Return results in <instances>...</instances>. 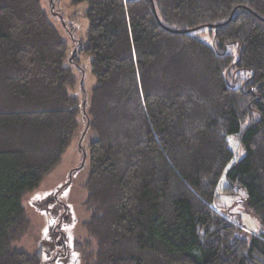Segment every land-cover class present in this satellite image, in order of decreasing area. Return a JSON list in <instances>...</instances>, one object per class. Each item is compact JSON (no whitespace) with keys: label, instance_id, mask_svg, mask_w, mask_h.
Here are the masks:
<instances>
[{"label":"trees","instance_id":"1","mask_svg":"<svg viewBox=\"0 0 264 264\" xmlns=\"http://www.w3.org/2000/svg\"><path fill=\"white\" fill-rule=\"evenodd\" d=\"M84 3L90 92L52 2L0 0V264H48L16 244L24 198L79 132L95 135L85 264H264V0ZM238 190L257 233L218 211Z\"/></svg>","mask_w":264,"mask_h":264},{"label":"rangeland","instance_id":"2","mask_svg":"<svg viewBox=\"0 0 264 264\" xmlns=\"http://www.w3.org/2000/svg\"><path fill=\"white\" fill-rule=\"evenodd\" d=\"M50 10L52 21L68 40L71 53L77 50L84 68L85 88L90 92L96 84L92 72L91 56L79 52L78 42L85 37L89 25L83 12L88 8L86 3L71 5V0H43ZM71 29L75 39L68 29ZM200 36L207 42H212L211 32L204 30ZM236 57L239 55L235 50ZM79 81L83 74L74 69ZM83 80V79H82ZM75 93L82 95L81 85ZM85 124V120L83 121ZM79 132L67 149L61 163L43 179L41 184L24 198V205L31 221L29 231L16 243L20 248L35 253L42 250L43 260L48 264H85L82 253L75 247L77 240L87 236L84 225L90 219L91 212L87 208L88 196L85 184L89 172V145L95 135ZM236 158L244 155L240 146L232 142ZM225 180L221 182L223 187ZM222 192V191H221ZM220 192V193H221ZM242 191L230 196L220 194L218 211H222L232 219H240L244 229L257 233L261 230L257 217L247 208Z\"/></svg>","mask_w":264,"mask_h":264}]
</instances>
